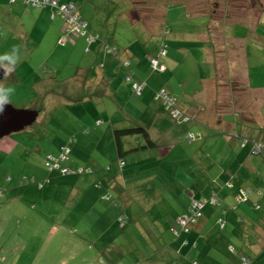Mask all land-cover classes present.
Returning a JSON list of instances; mask_svg holds the SVG:
<instances>
[{"label":"rangeland","instance_id":"1","mask_svg":"<svg viewBox=\"0 0 264 264\" xmlns=\"http://www.w3.org/2000/svg\"><path fill=\"white\" fill-rule=\"evenodd\" d=\"M73 3L82 7V16L88 22L87 31L98 34L101 42L105 40L115 46L120 54L125 50L129 55L135 51L149 62L160 60L165 67L164 71L151 70L143 75L145 79L140 78L143 90L146 89L142 97L122 103L123 111L130 112L125 122L130 128L143 123L153 130L154 122L145 111L154 112L157 106L153 103L154 92L161 90L171 94L176 88L184 91L186 81L190 80L187 90L193 94L200 88L201 80L207 79L212 72L206 65L215 57L231 67L236 61V48L243 46L248 60L244 63V59L237 56L235 66L238 70L239 67L264 65V0H81ZM23 5L33 9L25 2ZM30 11L22 13L19 4L0 0V54L18 45L22 55L15 71L6 79L4 76L0 79L15 87L8 106L38 112L32 125L0 139V264H145L144 258L151 254L145 243L160 230L165 239L170 237L174 216L180 207L176 198L169 197L174 195L173 186L166 182L162 173L155 171L161 166L157 168L155 163L144 160L184 161L192 157L194 152L189 147L196 142H183L174 148V144L165 141L171 142V136L162 139L156 130L151 131L156 148L148 153L125 155L126 166L122 170L118 160L114 162L118 158L115 146L111 152L113 160L105 151L102 158V149L95 151V157L100 159L95 165L89 162L92 147L75 153L77 143L73 141L70 145V140L76 138L77 130H81L80 139L92 140L108 129L110 132L118 119L114 117L112 121L116 114L102 108V102H107L105 99L101 102L100 97L99 101H92L104 89L102 85L84 81L86 85L82 86L76 78L77 68L85 59L89 60L84 54L83 37L69 32L72 36L65 44L66 37L61 40L54 29L43 31L36 20L40 19L38 11ZM159 16L174 31V50L168 45L164 56L158 53L164 28L148 31L149 26L160 22ZM254 32L262 40H252L250 36ZM202 57H207V63L202 62L195 68ZM111 76V81L118 82L117 86L110 87L111 90L121 89L123 75ZM258 84L264 86V77ZM78 88L85 95L74 94L73 90L76 92ZM150 90L152 95L148 94ZM158 108L156 112L160 118L167 119L165 128L181 126L170 113L167 116L168 112L165 114ZM97 120H105L106 124L94 130ZM84 129L90 130L89 134L85 135ZM135 139L142 145L148 144L141 135ZM128 142L126 138L127 146ZM63 146L71 149L69 162L60 163L61 168L73 171L69 175L46 165L47 157L58 158ZM70 161L72 166H69ZM42 162L45 169L36 171L34 166L42 168ZM170 165L164 169L174 178V166ZM145 168L149 173L143 171V174ZM83 175L92 176V181L88 179L83 189L80 184L72 186V180L65 179ZM94 190L96 192H92ZM228 202L219 208H226L230 216L240 205L252 210L248 199L237 202L234 196ZM210 208H204V216ZM124 216L129 218L126 224L120 221ZM158 216L161 220L153 223ZM224 216L226 219L227 214ZM227 221L229 226L220 232L219 228L213 230L212 237L226 239L227 246L236 249L237 239L233 234L236 230L231 228L230 219ZM217 262L232 264L230 260Z\"/></svg>","mask_w":264,"mask_h":264},{"label":"crops","instance_id":"2","mask_svg":"<svg viewBox=\"0 0 264 264\" xmlns=\"http://www.w3.org/2000/svg\"><path fill=\"white\" fill-rule=\"evenodd\" d=\"M56 1L59 3H70L79 2L81 0ZM13 3L20 5L22 13L26 10H32L33 12L38 11L37 17H40L41 20L39 18H36V20L38 24L42 26L43 31L54 29V31H56L55 34L61 37V40L66 37L65 44H67V39H70L72 36L71 33H69L71 31L67 28L64 20L59 15H55L52 9L49 7L36 8L31 6L30 7L33 9H30L24 7V0H15L14 2L10 0V4L13 5ZM77 7L82 15V7L80 6V8L78 5ZM83 18L86 20L85 17ZM157 18L160 19L161 16ZM138 20L140 21L141 19L138 18ZM144 20H147V18ZM162 20L161 18L160 22L155 23L152 27L149 26L148 31L152 30L157 32L159 30L158 27H163L165 32H161L163 38L161 39L160 45L166 43L167 46H170L171 50H174V41H172L174 40V31H171L167 23H163ZM179 28L180 27H177L176 29ZM182 31L183 30L179 32ZM187 32L188 30L185 31L184 34ZM89 33L99 36L90 31ZM250 37L254 41L262 40L256 32L252 33ZM83 42L85 43L84 54L88 56L89 60L85 59L77 68L76 78L80 80L82 86L86 85L84 81H92L93 85H102L104 89H101V93L99 92L100 94H97L92 101L97 102L100 97L101 102L102 99H105L107 102H102V108L104 110L108 108V110L112 111V114L117 115L113 116L112 121H114L115 118L118 120L117 122L114 121L110 132L108 129L107 132H103L100 135L97 133L100 138L96 136L92 140L83 141L78 137L81 130L79 132L77 130L75 133L76 138L72 137L70 140V145L73 141L77 143L74 150L75 153L80 150L84 151V148L87 146L92 147V150L89 152L91 153L90 156L92 160L89 162L95 165V163H98L100 160L95 157V151L98 152L99 149H102V158L105 157V151L110 154L107 155L113 160L114 156L111 152L113 146H115L118 158H116L114 162L116 163L118 160V167L122 170L126 166L123 160L125 155L130 152L135 155L138 153H148L156 148L157 144L154 143L153 134L150 133L151 131L156 130V133L161 134L162 139L171 136V142L170 140L165 141L174 144V148L183 142H196L189 147V149L194 152L192 157L184 161L176 159L174 163H167L166 160L163 159L144 160V162L155 163L157 168L161 166L159 170L155 168V171L162 173V177L163 175L165 176L164 179H166V182L173 186L174 195H170L169 197L172 199L176 198V204H178L180 208L177 209V216H174V227L170 230V237L165 239L160 230L159 234H153V239L149 241V243H145L146 247L149 248L148 250L151 251V254L144 258L143 263L217 264L219 260L222 262L224 260L225 263L226 260H230L232 264H240L243 258H249L251 261L250 264H264V86L258 84L259 79L264 77V65H259L258 67L254 66L255 68L251 66L246 68L239 67L238 70L236 68L237 66H235L237 63V56L239 59H244V63H247L248 60L246 48L243 49V46L237 47L238 49L236 48V61L233 62L231 67L218 57H215L210 63L206 62L207 57H202V60L197 61L195 64V68H198L202 62H205L207 63V70L210 69L212 72L207 79L203 78L201 80L202 83L200 88L191 94L187 90V86H189L191 82L189 80L186 81L184 85L186 90L181 91V89L179 90V88H176L172 90L171 94L169 93L175 99L177 109L187 120L179 122L181 126L177 128L176 126H173L174 129L165 128L167 119L165 117L160 118L161 116L156 110H159L158 107H160L164 113L166 110H164L160 102L155 100L153 95V103H156L158 107H154V112L150 111V109L145 111L149 112L148 117H150L151 122H154V125H152L153 130L150 131L143 123L139 124L147 131L149 140L153 143V146L150 144L142 145L135 139L138 135H134L121 138L123 149L119 151L118 141L115 139V132L118 130L130 129V127L125 124L130 112L128 111L125 113L123 111L122 103H129L131 98L137 99V97L143 96L146 89L143 90L141 96H136L133 93V85L140 83V78L145 79L143 75L148 74L151 70L153 71L151 60L149 62L144 55H136L135 51L129 55V51L127 50L121 54L118 53L116 57L112 56L107 53L106 48L108 46H115L107 44L105 40L102 42L96 41L91 45H86L85 40ZM87 48H89L88 51ZM135 56H138V58ZM125 62H129V67L125 66ZM115 73L123 75L124 85L122 83L121 89L116 88V90L112 91L110 87L113 85L115 86V84L116 86L118 85V82L111 81V75ZM128 77H130L129 80ZM124 86L127 88L126 90L123 89ZM60 91H58L57 94ZM51 92L54 91L51 90ZM68 93L70 95L71 90L68 91ZM73 93L85 95V92L82 90L79 91V88L76 92L73 90ZM148 94L152 95V90H150ZM141 113L140 116H144V110ZM168 115L169 113H167V116ZM104 124H106L105 120H97L93 128L96 130ZM89 132L90 130H83L85 135L89 134ZM190 133L195 135L199 134V136H196L193 140H188L187 135ZM104 134L106 135L105 137ZM106 138L109 140L108 142L104 141ZM126 138L129 139L128 143L131 146L125 144ZM144 139L148 143V139ZM131 140L134 141L133 145L131 144ZM255 143L260 146V153L257 155L252 153ZM137 148L139 149L131 151ZM42 160L44 161V157ZM67 162H69V160ZM121 162H124V164L120 165ZM166 165L174 166L175 179L170 177V175L173 174L170 173L168 169H164ZM69 166H72L71 161ZM149 166L153 167V165H148V167ZM180 166H185V168H180ZM34 167L35 170L39 172L45 169L43 162L42 168L39 165H35ZM106 169L109 171L110 167H106ZM143 171L149 173L150 170L145 168L142 169V172ZM65 179L72 180L71 183H74L71 184L72 186L80 184L83 189L88 179L92 181V176L83 175L79 178L76 176H68ZM247 189H249V191ZM242 191L247 194L251 192L247 197L252 207L251 211L247 206L240 205L237 208L235 207L234 212L231 213L232 215L230 216L229 213L224 210L226 208H219L221 204L224 203L226 206V204L229 203L228 201L231 202L232 197L235 196L236 199V196ZM92 192L96 191L94 190ZM213 194H215L219 200L222 199L220 200V205H207L212 208L205 207L210 208L207 213H205V216L203 214V210L205 209H203L201 218L190 227V231L176 236L174 231L179 229L177 228L178 220L188 212V207L192 200L208 199L212 197ZM256 205L258 207H256ZM226 214L227 217L225 219L224 215ZM122 219L126 221L123 222ZM122 219L120 220L122 224H126L129 220L127 216H124ZM227 219H230L233 225L231 228L234 231L236 230V232L233 233L237 239L236 249L231 248L230 245L227 246L226 239L223 240L221 238L217 240L212 237L213 230L218 231L219 228V232L221 230L223 231L224 228L222 229L220 227L221 222L226 221L225 229L229 226ZM159 220L161 219H159L158 216L156 220L154 219L153 223ZM212 220H214L213 224ZM210 226H213V228H210ZM157 227V229H159V226ZM173 234L175 236H173ZM224 241H226V243H224ZM228 247L231 248V251ZM216 254L217 256H215Z\"/></svg>","mask_w":264,"mask_h":264},{"label":"built area","instance_id":"3","mask_svg":"<svg viewBox=\"0 0 264 264\" xmlns=\"http://www.w3.org/2000/svg\"><path fill=\"white\" fill-rule=\"evenodd\" d=\"M14 1L15 0H11V2ZM24 2L32 7H36V8L50 7L53 10H55L56 11L55 14L60 15L66 21L69 31L74 32L80 35L81 37H84L88 45H91L96 41H100L97 35L90 34L87 31V25L81 19L78 7L75 3L70 2V3L59 4L56 0H24ZM166 48L167 46L163 45L159 51V55L164 56L166 54ZM88 50L89 48H87V51ZM106 51L108 54L112 56H116L118 54V50L116 47L108 46L106 48ZM124 64L126 67H129L130 65L129 62H125ZM151 67L154 71L165 70V67L161 63H159L157 59H151ZM129 79L130 77H128V80ZM142 92H143V85H141L140 83H136L133 85L134 95L140 96ZM154 98L157 102H160L163 105L166 112L170 113V115L177 122H182V121L184 122L187 120V118L184 117V115L177 109L175 99L172 96H170L166 91H161V90L155 91ZM196 136H199V134L195 135L193 133H190L187 135V139L193 140L196 138ZM252 153L256 155L260 153V146L258 144L256 143L254 144ZM69 155H70L69 146H64L61 149V154L58 158L52 156L47 157L46 165L51 166L52 170H60L62 174H66V175L72 174L73 171L71 169L61 168L60 166V163L66 162L69 159ZM123 164L124 162L120 163V165ZM79 172L82 171L80 170ZM249 194H251V192L247 194L246 192L242 191L240 192V194L236 196V200L238 202L246 200ZM207 204L211 206H219L220 200L215 194H213L212 197L208 199H203L202 201L193 200L189 207L190 214L182 216L178 220V224L183 232L189 231L190 226L193 225L197 221V219L201 216V211L204 208V206H206ZM122 221L125 222L126 220L122 219ZM224 226L225 223L221 222L220 227L223 229ZM175 233L177 232L175 231ZM241 262L242 264H250V260L246 258H243Z\"/></svg>","mask_w":264,"mask_h":264},{"label":"water","instance_id":"4","mask_svg":"<svg viewBox=\"0 0 264 264\" xmlns=\"http://www.w3.org/2000/svg\"><path fill=\"white\" fill-rule=\"evenodd\" d=\"M3 71L0 70V79L3 78ZM38 113L28 110H17L12 106H6L0 114V139L23 128L32 125L37 119Z\"/></svg>","mask_w":264,"mask_h":264},{"label":"clouds","instance_id":"5","mask_svg":"<svg viewBox=\"0 0 264 264\" xmlns=\"http://www.w3.org/2000/svg\"><path fill=\"white\" fill-rule=\"evenodd\" d=\"M21 60V49L18 45L13 46L9 51L0 54V70L3 71L5 79L15 71L16 66ZM14 94V86L0 82V114L4 112L5 107L11 102V98Z\"/></svg>","mask_w":264,"mask_h":264},{"label":"trees","instance_id":"6","mask_svg":"<svg viewBox=\"0 0 264 264\" xmlns=\"http://www.w3.org/2000/svg\"><path fill=\"white\" fill-rule=\"evenodd\" d=\"M58 2V1H57ZM59 3V2H58ZM73 3V2H72ZM59 4H63V3H59ZM30 6V5H29ZM32 7V6H31ZM47 8V7H46ZM50 8V7H49ZM50 9H52V8H50ZM52 11H54V12H56L55 10H53L52 9ZM80 13V12H79ZM56 15V14H55ZM60 16V15H59ZM61 17V16H60ZM80 17H81V19L86 23V25H87V21L82 17V15L80 14ZM62 18V17H61ZM63 19V18H62ZM64 20V19H63ZM64 22H65V24H66V21L64 20ZM66 26H67V28H68V25L66 24ZM94 35V34H93ZM83 39L85 40V38L83 37ZM86 45H88L87 43H86ZM163 45H165V46H167V44L166 43H162L161 44V47H160V49L162 48V46ZM116 57V56H115ZM155 93V92H154ZM115 134H116V140L118 141V148H119V151H121L122 149H123V145H122V141H121V138H124V137H129V136H134V135H143V137L144 138H147L148 139V144H150V145H152L153 146V143L149 140V136H148V133H147V131L143 128V127H140V126H136V127H133V128H130V129H123V130H118V131H116L115 132ZM139 148H137V149H132L131 151H135V150H138ZM206 199V198H205ZM219 199V198H218ZM203 199H201V200H199V201H202ZM193 201V200H192ZM237 201V200H236ZM238 202V201H237ZM192 203V202H191ZM191 203L189 204V207H190V205H191ZM208 205V204H207ZM206 205V206H207ZM206 206H204V208L206 207ZM211 206V205H210ZM188 207V212H186L185 213V215H187V214H190V212H189V208ZM203 208V209H204ZM202 209V210H203ZM184 215V216H185ZM201 216H202V211H201ZM201 216L197 219V221L201 218ZM196 221V222H197ZM195 222V223H196ZM224 223H225V226H226V221H223ZM194 223V224H195ZM193 224V225H194ZM192 226V225H191ZM225 226H224V229H225ZM178 227H179V229L178 230H176V232L177 233H175V231H174V233L176 234V236H179V235H181V233H188L189 231H190V229H189V231L188 232H183L182 230H181V228H180V226H179V224H178ZM180 230V231H179ZM173 236H175L174 234H173ZM246 259H248V260H250L249 258H246ZM250 263H251V261H250ZM240 264H242V263H240Z\"/></svg>","mask_w":264,"mask_h":264}]
</instances>
